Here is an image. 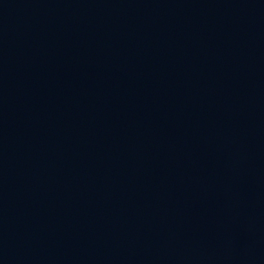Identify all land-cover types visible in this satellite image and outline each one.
Masks as SVG:
<instances>
[{
  "label": "water",
  "instance_id": "1",
  "mask_svg": "<svg viewBox=\"0 0 264 264\" xmlns=\"http://www.w3.org/2000/svg\"><path fill=\"white\" fill-rule=\"evenodd\" d=\"M0 264H264V0H0Z\"/></svg>",
  "mask_w": 264,
  "mask_h": 264
}]
</instances>
